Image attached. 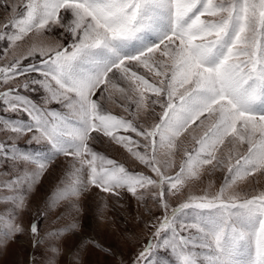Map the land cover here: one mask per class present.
<instances>
[{
    "label": "snow or ice",
    "instance_id": "6c2138e0",
    "mask_svg": "<svg viewBox=\"0 0 264 264\" xmlns=\"http://www.w3.org/2000/svg\"><path fill=\"white\" fill-rule=\"evenodd\" d=\"M0 7L10 12L0 24V247L27 234L42 264H59L96 189L162 210L133 264H264V0ZM29 134L42 151L23 149ZM98 143L119 145L147 172ZM60 157L67 165L25 229L21 217ZM205 172L224 173L222 183L191 191ZM88 245L109 254L88 240L68 248V264H83Z\"/></svg>",
    "mask_w": 264,
    "mask_h": 264
},
{
    "label": "rangeland",
    "instance_id": "374dc122",
    "mask_svg": "<svg viewBox=\"0 0 264 264\" xmlns=\"http://www.w3.org/2000/svg\"><path fill=\"white\" fill-rule=\"evenodd\" d=\"M8 18H10V12L0 7V24L4 23ZM2 47L3 44H0V48ZM25 47L26 45L22 43L19 51H23ZM0 63H3V61H0ZM30 95L37 101L42 97V93L39 91L32 92ZM52 107L58 106L53 105ZM113 110L119 113L118 109ZM12 118L28 121L26 115L20 117L13 115ZM30 135L24 136L20 141L23 149L29 152L42 151L43 145H29L27 143ZM0 139H4L3 134H0ZM181 140L188 147L192 146L187 139V134ZM93 147L108 158L116 159L118 162L123 163L130 171L147 172L142 165L134 161L119 145L98 143L94 144ZM179 160L180 156L177 155V164ZM66 165L67 161L65 158L60 157L55 162L54 172L44 178V187L32 197L28 210L21 217V222L25 229L28 228L33 214L41 202L43 193L56 182V178L63 173ZM223 175L224 173L222 172H216L209 177L208 173L205 172L201 181L192 185L191 191L199 192L207 186L209 180L214 182V187L218 188L223 181ZM170 203L175 206L177 199L174 197L170 198ZM83 208V230L74 241L65 242L66 254L60 258L59 264H68L71 259V257L67 256L68 248H74L81 242L87 243L88 240L98 242L104 249L109 250V254L88 245L86 251L83 252V264H133L136 254L141 250L145 242L152 238L153 229L148 225L156 223V218L162 216V210L158 209L153 203L150 201L146 205L139 203L127 192H123L120 198H116L93 189L91 194L84 199ZM149 210L152 215H149ZM162 255L167 254L162 253ZM32 257L35 258L36 264H42L44 260L42 249H33L27 234L18 235L13 240L8 241L6 245L0 247V264H31Z\"/></svg>",
    "mask_w": 264,
    "mask_h": 264
}]
</instances>
